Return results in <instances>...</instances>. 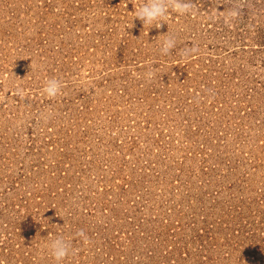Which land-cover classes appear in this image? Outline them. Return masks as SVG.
Returning <instances> with one entry per match:
<instances>
[{
  "label": "rangeland",
  "instance_id": "rangeland-1",
  "mask_svg": "<svg viewBox=\"0 0 264 264\" xmlns=\"http://www.w3.org/2000/svg\"><path fill=\"white\" fill-rule=\"evenodd\" d=\"M147 2L0 0V264H264V0Z\"/></svg>",
  "mask_w": 264,
  "mask_h": 264
},
{
  "label": "clouds",
  "instance_id": "clouds-1",
  "mask_svg": "<svg viewBox=\"0 0 264 264\" xmlns=\"http://www.w3.org/2000/svg\"><path fill=\"white\" fill-rule=\"evenodd\" d=\"M172 7L178 14L191 13L195 4L192 0H148L146 4L136 10V18H139L144 25H155L156 21H163V18L167 15L168 8ZM156 26V25H155ZM176 46V40L172 36H167L162 42L161 54L168 55ZM199 51L198 47L193 46L191 48H185L182 54L185 58H188ZM154 73L149 71L146 73V77L150 80ZM63 88L62 82L57 78H49L45 81L42 88V93L49 99H55L61 94ZM16 96L20 97L21 100L25 98L23 90L17 88ZM52 113L41 114V119L47 123L51 118ZM76 236L81 238L85 244L89 242V238L83 230H79ZM51 255L60 264L61 261L65 260L71 253L72 247L70 242L66 241L63 237H57L50 244Z\"/></svg>",
  "mask_w": 264,
  "mask_h": 264
}]
</instances>
